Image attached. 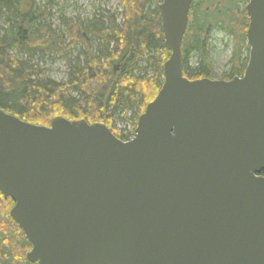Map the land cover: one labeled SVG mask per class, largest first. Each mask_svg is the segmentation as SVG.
I'll return each mask as SVG.
<instances>
[{
    "label": "water",
    "instance_id": "1",
    "mask_svg": "<svg viewBox=\"0 0 264 264\" xmlns=\"http://www.w3.org/2000/svg\"><path fill=\"white\" fill-rule=\"evenodd\" d=\"M194 0H161L162 84L121 140L102 122L35 125L0 109V194L36 264H264V0L248 60L188 79Z\"/></svg>",
    "mask_w": 264,
    "mask_h": 264
},
{
    "label": "trees",
    "instance_id": "2",
    "mask_svg": "<svg viewBox=\"0 0 264 264\" xmlns=\"http://www.w3.org/2000/svg\"><path fill=\"white\" fill-rule=\"evenodd\" d=\"M119 1L120 22L106 12L85 22L61 18L63 28L54 30L39 0H0V109L35 125H49L55 116L102 122L119 139L131 138L139 115L161 87L162 65L170 52L161 32V0ZM247 2L193 1L182 41L185 77L210 78L208 38L217 29L233 43L231 67L222 78L243 74ZM190 55L196 60L193 66ZM55 57L65 60L63 82L46 77L39 66ZM127 115L129 135L116 132L113 118ZM6 207L0 206V264H36L26 259L30 245Z\"/></svg>",
    "mask_w": 264,
    "mask_h": 264
},
{
    "label": "rangeland",
    "instance_id": "3",
    "mask_svg": "<svg viewBox=\"0 0 264 264\" xmlns=\"http://www.w3.org/2000/svg\"><path fill=\"white\" fill-rule=\"evenodd\" d=\"M119 3V0H39V4L44 7L48 14L46 23L54 30H61L63 28L61 18L85 22L95 14H105L106 12L113 13L117 21L120 22L122 19V10ZM208 43L210 79L225 80L222 77H225L224 75L231 67L230 59L231 52L233 51L232 38L226 32L217 29L210 33ZM195 62L194 56L192 57L190 55L188 59L189 66L195 65ZM39 66L46 77L58 82L66 80L67 68L63 58H46ZM129 119V115L125 119L118 116L114 117L112 123L114 130L129 135L131 126ZM6 199L0 194V206H7L8 209L7 207L6 209L10 212L13 203L7 204L3 201Z\"/></svg>",
    "mask_w": 264,
    "mask_h": 264
}]
</instances>
